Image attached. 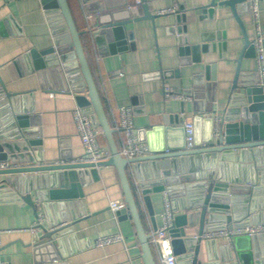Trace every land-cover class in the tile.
I'll return each instance as SVG.
<instances>
[{"label":"crops","instance_id":"1","mask_svg":"<svg viewBox=\"0 0 264 264\" xmlns=\"http://www.w3.org/2000/svg\"><path fill=\"white\" fill-rule=\"evenodd\" d=\"M67 1L78 29L88 31L84 39L85 53L111 128L114 110L123 105L132 108L136 133L150 129L168 115L182 118L183 126L185 119L193 120L198 114L202 117L199 127L203 129L207 124L205 118L211 117L214 121L229 107L237 59L244 44L243 35L251 38L253 34V23L245 3L238 5L237 12L242 29L230 7L219 4L222 0H215L217 4L213 7H206L211 0H146L153 20L142 19L128 24L129 36L124 49L110 53L107 44L99 46L93 41L89 30L94 26V14L85 13L80 0ZM125 1L128 14L132 17L143 15L140 4L134 5V0ZM259 7L264 26V0H259ZM166 8L174 11L158 13ZM0 21L6 32L0 36V77L6 90L17 94L14 97L17 111L22 108L28 115L38 117L39 124L29 127L34 128L35 138L40 142L37 148L24 152V160L30 154L35 161L41 157L44 163L62 162L63 154H70L74 160L80 158L83 148L72 116L76 107L73 97L50 88L53 75L35 71L29 55L31 49L42 51L53 45L40 0H0ZM185 46H189L187 52L183 51ZM239 69V80L256 73L255 58L243 54ZM165 89L184 94L188 99L165 98ZM49 93L54 96L50 97ZM84 94L87 95V89ZM3 106V102L0 103V108ZM12 108L9 106V110L0 116L4 118ZM100 142L107 146L103 133ZM237 156L224 162L231 165L233 178H237L233 185L238 188L232 196H236L234 203L242 213L231 223L243 220H249V224L264 223V163L253 164L251 173L247 162ZM227 168L226 165L225 170ZM96 176L82 185V198L67 201L70 207L66 209L55 202H49L46 207L40 203L36 205L37 215H42L41 224L46 228L63 222L62 212L70 217L67 221H71V225L59 237L63 257L55 263L144 264L132 220L121 215L115 218L108 206L112 199L123 200L116 168L111 165L96 167ZM127 177L143 228L149 235L153 224L161 225L163 194H150L151 216L139 193L133 169ZM35 219V212L26 203H0L1 261L35 264L29 244L32 235L40 229H28ZM197 230V226L188 229L191 235ZM114 233H121L123 241L102 246L94 244L97 237ZM214 244L216 264H241L232 241L218 238ZM151 249L159 264L153 247ZM252 253L254 263L264 264V242L253 246ZM228 255L231 258L226 260ZM199 259L206 260L204 241H201Z\"/></svg>","mask_w":264,"mask_h":264},{"label":"water","instance_id":"2","mask_svg":"<svg viewBox=\"0 0 264 264\" xmlns=\"http://www.w3.org/2000/svg\"><path fill=\"white\" fill-rule=\"evenodd\" d=\"M139 1L144 13L140 17H132L128 14L129 8L126 7L125 0H80L84 12L94 14L95 17L94 26L89 30L93 34L94 43L99 46L107 44L110 53L124 49L129 36L126 26L142 19L153 20L154 15L146 0ZM40 3L50 27L53 45L42 51H29L34 70L39 74L50 72L54 78L50 88L55 92L72 95L81 112L87 114L92 124L101 129L110 156L96 164L74 160L70 154H63L62 162L44 163L41 157L35 161L31 154L24 160V152L29 151V148L35 149L40 142L35 138L34 128L29 127L39 124L38 117L28 115L22 108L20 112L17 111L14 103L17 94L8 92L0 77V103L4 104L0 108V114L9 110L11 105L14 108L4 118L0 116V160L17 164L16 167L0 170V203H26L33 209L36 217L38 203L46 207L49 202H55L58 207L66 209L70 207L67 201L83 197L82 185L90 182L91 178H97L96 167L114 166L125 203L118 216L132 220L143 263L157 264L127 177L126 166L131 162L139 193L151 216L153 210L150 194L163 191L168 194L173 212L183 211L174 215L172 227L168 231L177 264H216L215 240H203L200 234L204 230L222 228L225 225L250 223L249 220L231 223L242 213L234 203L236 196H232L234 189L238 188L233 185L237 178H233L231 165L224 162L238 155L236 158L247 162L251 173L253 164L259 166L264 163V84L258 83L256 73L239 80V62L243 54L251 57L255 55L250 38L243 35L244 44L237 59L229 107L218 118L216 132L213 118H205L207 124L201 129L199 123L202 117L195 115L192 120L194 148L186 150L182 118L177 115L164 116L150 129L138 133L139 138L147 143L150 154L126 160L118 153L113 129L109 125L81 42L80 35L83 31L77 29L68 1L40 0ZM244 3L247 7L246 0L219 2L220 5L230 7L241 28L237 12L238 5ZM216 4L215 0H211L206 7ZM3 27V22L0 21V36L6 34ZM188 49L189 46H185L183 51L187 52ZM85 89L87 95L84 94ZM226 165L228 168L225 170ZM61 217L64 220V223L61 221L62 225L56 226L60 224L58 222L46 228L40 224L37 227L40 232L37 230L32 235L29 245L32 247L35 264H56V261L62 259L59 237L71 225V221H67L70 217L65 212L61 213ZM195 226L198 227L197 238L188 231ZM201 241L205 244V261L199 259ZM232 242L241 264L262 263H254L252 249L264 242V233L238 235ZM229 258L231 255L225 259Z\"/></svg>","mask_w":264,"mask_h":264},{"label":"built area","instance_id":"3","mask_svg":"<svg viewBox=\"0 0 264 264\" xmlns=\"http://www.w3.org/2000/svg\"><path fill=\"white\" fill-rule=\"evenodd\" d=\"M3 2L11 0H1ZM139 0H134V5H138ZM248 11L253 23V34L250 38L254 49V58L256 61V75L259 84H264V26L261 24L259 0H246ZM174 11L173 8L161 9L158 13H167ZM165 98H173L186 100L187 96L174 90L165 89L163 93ZM53 97V93H49ZM73 121L76 127L77 135L80 139L83 148V155L76 159L77 161H85L96 164L109 158L110 152L107 146L101 144L100 136L102 131L99 127L94 126L89 116L81 112L79 107H75L72 111ZM113 118V135L117 146L118 153L126 160L143 157L150 154L147 143L141 140L138 133L134 131L133 111L130 106L117 107L112 115ZM218 118L214 120V130L216 132ZM185 149L191 150L194 148V132L193 123L190 119H185L183 122ZM131 162L127 163L126 172L131 175ZM17 164L9 160H0V170L16 167ZM163 194V209L160 213L161 225L155 226L149 233L148 242L153 247L159 264H177L176 255L173 253L171 246V236L169 229L172 227L175 213L172 210L171 201L166 191ZM109 209L116 218L118 212L125 207L123 200L112 199L108 203ZM42 223V215H37L34 222L29 226V230L35 231ZM57 224L56 226L62 225ZM264 233V223L246 224V225H225L222 228L204 230L200 237L203 240H216L223 238L227 242H231L235 236ZM194 238L199 237L196 233ZM124 237L121 233H114L97 237L94 240L96 246L107 245L113 242L123 241ZM0 264H7L0 260Z\"/></svg>","mask_w":264,"mask_h":264},{"label":"trees","instance_id":"4","mask_svg":"<svg viewBox=\"0 0 264 264\" xmlns=\"http://www.w3.org/2000/svg\"><path fill=\"white\" fill-rule=\"evenodd\" d=\"M69 4V3H68ZM69 7H70V5H69ZM70 10H71V8H70ZM71 14H72V16H73V19H74V15H73V13H72V11H71ZM74 21H75V19H74ZM75 25H76V22H75ZM76 27H77V25H76ZM77 29H78V27H77ZM79 31H83L82 32V34L80 35V38H81V42H82V45H83V48H84V52H85V45H84V39H85V32H84V30H80V29H78ZM86 54V53H85ZM88 60V59H87ZM89 62V61H88ZM90 65V64H89ZM91 68V67H90Z\"/></svg>","mask_w":264,"mask_h":264}]
</instances>
